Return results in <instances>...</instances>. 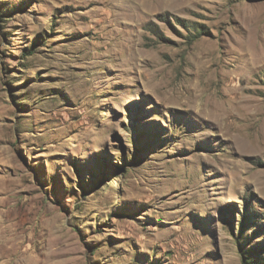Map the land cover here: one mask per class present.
Instances as JSON below:
<instances>
[{"label":"rangeland","instance_id":"1","mask_svg":"<svg viewBox=\"0 0 264 264\" xmlns=\"http://www.w3.org/2000/svg\"><path fill=\"white\" fill-rule=\"evenodd\" d=\"M264 262V0H0V264Z\"/></svg>","mask_w":264,"mask_h":264},{"label":"trees","instance_id":"2","mask_svg":"<svg viewBox=\"0 0 264 264\" xmlns=\"http://www.w3.org/2000/svg\"><path fill=\"white\" fill-rule=\"evenodd\" d=\"M244 264H264V262L262 260H258V259H250V257H249V261L244 262Z\"/></svg>","mask_w":264,"mask_h":264}]
</instances>
